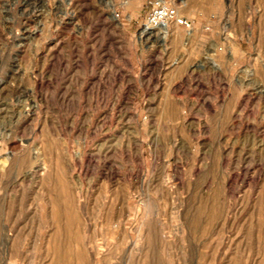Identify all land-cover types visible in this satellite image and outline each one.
<instances>
[{
  "label": "rangeland",
  "instance_id": "rangeland-1",
  "mask_svg": "<svg viewBox=\"0 0 264 264\" xmlns=\"http://www.w3.org/2000/svg\"><path fill=\"white\" fill-rule=\"evenodd\" d=\"M151 1L0 0V264H264V0Z\"/></svg>",
  "mask_w": 264,
  "mask_h": 264
},
{
  "label": "built area",
  "instance_id": "built-area-1",
  "mask_svg": "<svg viewBox=\"0 0 264 264\" xmlns=\"http://www.w3.org/2000/svg\"><path fill=\"white\" fill-rule=\"evenodd\" d=\"M171 24L192 29L193 20L181 14L177 7L170 5L166 0H152L143 25L145 31L160 32L163 27L169 29Z\"/></svg>",
  "mask_w": 264,
  "mask_h": 264
},
{
  "label": "crops",
  "instance_id": "crops-1",
  "mask_svg": "<svg viewBox=\"0 0 264 264\" xmlns=\"http://www.w3.org/2000/svg\"><path fill=\"white\" fill-rule=\"evenodd\" d=\"M187 17H189V18H194V19H196V20H199L200 18H204L205 16H204V14L202 13V11H198V12H196V13H194V14H187ZM198 27H197V29H196V31L199 33V35L201 36H206V34H207V32L205 31V29H204V27H203V24L204 23H200L199 21H198ZM198 37V43L199 44H201L202 45V47H204L205 46V43H206V41H205V39L206 38H203V37ZM198 65L199 66H203L204 64H203V61H199L198 62Z\"/></svg>",
  "mask_w": 264,
  "mask_h": 264
},
{
  "label": "bare ground",
  "instance_id": "bare-ground-1",
  "mask_svg": "<svg viewBox=\"0 0 264 264\" xmlns=\"http://www.w3.org/2000/svg\"><path fill=\"white\" fill-rule=\"evenodd\" d=\"M152 34H153V32H152ZM155 36L159 37L161 39V41H163V42L166 41V37H167V27H163L161 29V31L158 32V34H156ZM5 161L6 160L4 159L2 162L4 163ZM0 162H1V160H0Z\"/></svg>",
  "mask_w": 264,
  "mask_h": 264
}]
</instances>
